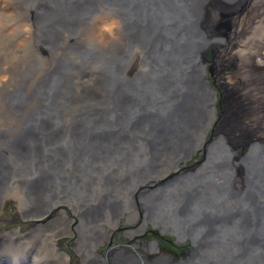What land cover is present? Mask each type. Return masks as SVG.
Here are the masks:
<instances>
[{"label": "bare ground", "instance_id": "6f19581e", "mask_svg": "<svg viewBox=\"0 0 264 264\" xmlns=\"http://www.w3.org/2000/svg\"><path fill=\"white\" fill-rule=\"evenodd\" d=\"M7 1L0 0V36L6 39L7 50L4 51L10 60L4 62L7 67L0 66V72L10 77L9 84L12 83L14 88L4 96L3 87L6 84L0 81V99L11 112L24 111V118L15 131H12L13 128L10 130L0 126V206L8 197L14 198L17 212L9 215V219L17 216V219H13L21 226L25 222L27 233L25 235L16 228L0 233V264H69L71 257L64 253H55L56 248L51 245L54 238L63 235L80 236L77 250L82 258L79 264H206L203 260L192 261L191 255L184 260L162 258L149 261L141 256L131 257L124 254L122 245L115 246L109 257L101 256L98 259L100 255H97V250L102 243L109 241L110 227L116 226L123 214L130 212L127 223H131L133 217L137 223L141 206L138 202L141 200L135 201L134 197H137L138 190H143L145 182L151 183L147 180L140 186L143 181V174H139L140 158L152 157L156 166L164 169L168 163L174 164V159H184L191 151L207 147L212 151L206 154L207 161H210L213 169L224 171L220 185H215L216 189L212 192L213 197L233 205L234 208L237 205L242 208L248 204L243 200L242 191L247 187L252 191L258 188L261 205L264 206V166L259 163L248 164L245 161L259 155V146L264 144V128L261 127H264V118L255 120L263 112L254 107L259 103L256 104L259 110L264 111V0L231 1L235 6L231 17L238 27L235 32L240 34L237 43L233 45L235 41L230 40L226 47L229 49L226 52L227 57L231 61H227L222 52L225 45L222 34L228 20L223 21L224 18L221 17L218 9L219 5L222 6L220 0L218 3L217 0H190L196 6L182 5L196 8L195 13L188 16L184 15L185 9L174 4V0H169L171 3L168 5L158 4L163 0H141L136 6L127 3V12H121V3L106 0L109 6L105 11L110 17L96 20L90 17L91 0H24L22 4L31 2L39 5L40 11H43L36 17L30 14V19L28 15L25 20L26 27L23 26L24 31L20 30L23 22L17 23L11 14L6 15L9 8ZM103 23H112L105 26L106 31L112 30V36H109L110 33L106 35L102 29L101 41L95 44L91 39H95L93 35ZM182 23L192 26V33L182 34L187 29V24L182 26ZM113 25L116 28H112ZM197 25L204 31L198 32ZM62 30L64 35L60 33ZM199 34L206 36V41L202 44L197 40ZM17 37L33 43L30 47L36 52L41 45L48 48L44 55L52 62L51 65L48 63L45 76L31 94L25 92V79L34 72L32 69L28 68L24 75L21 74L14 80L20 75L26 59L22 51L19 53L20 44L15 41ZM159 41H163L164 48L161 51L164 53L156 57L155 65L150 67V75L135 77L130 86L120 85V69L116 67L118 60L107 63V77L94 75L101 65L92 59V52L101 51L94 47L104 46L105 49L109 45L116 49L109 52L113 57L119 53L127 55L132 46L133 53L139 59L143 55L142 51L154 57ZM85 48L89 52H85ZM210 52L213 53V58ZM121 58L123 60V56ZM187 59L193 62L185 73ZM132 66L127 68L130 75H134L138 69L137 66ZM211 66L215 71L214 80L222 81L221 85L215 84L221 90L219 100L213 89L214 83L208 79V83L202 80ZM54 70L56 72L53 75H47ZM170 75L179 78L177 84H168L166 88H161L159 81L166 80V76ZM88 77H94V80ZM256 91L258 92L255 93ZM134 92L140 96L139 99L134 96ZM32 94L33 102L30 100ZM168 94L174 95L167 99ZM122 95L132 98L127 99L133 103L129 104L133 107L126 110L121 106ZM96 99L98 101L94 103ZM171 100H179L180 108L186 106L192 116L189 114L175 123L173 117L177 115L169 111L173 106ZM146 103L167 105L162 113L164 121L141 126L138 123L141 117L136 116V108L139 104ZM104 104L110 107L105 114L110 118L109 121L104 122V119L93 124L94 116L100 118L102 114L93 111L90 106ZM26 106L30 107L26 110ZM181 113L179 109L177 114ZM85 123L86 131L81 129ZM129 124L134 125L130 126L132 129L129 133H136L137 130L145 132L142 133L143 136H137L140 139L135 142L125 137ZM93 127L98 128L101 133L91 135ZM179 128L181 129L176 131ZM209 129H212L209 133L211 135L209 139H205ZM256 131L258 134L254 133ZM251 134L254 135L250 139L251 145L240 142L245 141ZM87 138L89 143L99 144L96 151L87 144ZM83 144L86 145L82 148ZM242 148L243 151H238ZM239 160L246 164L245 167ZM237 163L241 171H246L247 176L242 185L235 183L233 187L230 183L235 181L234 176L227 172H234ZM230 187L238 193L234 200L230 199ZM145 201L151 203L150 198ZM130 202H133L132 205H129ZM163 203L160 202V206ZM69 208L78 217L75 232L68 230L65 220L70 215L64 209ZM157 210L161 212V209ZM56 216L58 218L54 219ZM59 218L61 219L58 222ZM158 218L163 221L167 217L158 214ZM55 227L59 230H55ZM237 229L246 230L241 225ZM167 231L180 239L189 238L193 242V248L196 242L204 244L203 238H195H200L201 233L206 230ZM140 233L141 225L132 227L126 235L132 239ZM250 234L226 228L219 230L216 236L223 242L236 240L240 253L252 246V258L242 262L238 260V264H264V235L260 232ZM254 238L258 239L256 244L259 245L254 244ZM221 249L222 252L218 254L222 255L224 263L236 262V256L233 258L234 253L238 255L236 249L234 252L225 246H221ZM50 259L56 262L49 263Z\"/></svg>", "mask_w": 264, "mask_h": 264}, {"label": "flooded vegetation", "instance_id": "af4514ba", "mask_svg": "<svg viewBox=\"0 0 264 264\" xmlns=\"http://www.w3.org/2000/svg\"><path fill=\"white\" fill-rule=\"evenodd\" d=\"M114 1L117 4L120 3L122 4L123 10L121 12H127L126 11L127 3L129 4L132 3V6H136L141 0H114ZM174 2H176L178 6H182V5H187L188 7L195 6V4H193L194 1H190V0H184V1L174 0ZM90 3L92 6V15L90 17L92 19L94 18L96 20L98 18H105L108 16L107 14L108 12L105 11L109 6L106 3V0H91ZM210 53L213 58V53L212 52ZM208 74L210 76V81H212V83H215L216 81L214 80L209 67L207 70V75ZM220 82L222 81H218L215 84L219 85ZM219 89L220 88L215 86L214 87L215 93H221V90ZM222 90H223V86H222ZM220 95L221 94H219V97ZM262 96L264 97V94H262ZM219 97H217L218 100ZM256 104L254 105L255 109L263 113L262 115L260 114L259 116H256L255 120L259 118H264V111L259 110V107ZM216 107L218 109V104H216ZM109 119L110 118L108 116L100 117V118H98V116L97 117L94 116L92 123L94 124L97 122H101L102 120H104V122H107L109 121ZM86 125L87 124L85 123L81 127V129L86 131ZM130 126H134V125L129 124L126 127L127 129L125 130V137L129 141L135 142L137 141L136 139H140L137 136H142L141 135L142 132L137 130L136 133L134 132L129 133V130L132 129L130 128ZM97 129L98 128L93 127L92 131H90V134L94 136L100 134L101 131L99 129L98 131ZM257 129L260 130L261 128L257 127ZM254 133L258 134L257 131ZM207 135L205 136V139ZM86 140H88L87 144H89V146L94 148L93 151H96L95 149L99 148L98 143L96 142L89 143L90 140L88 138ZM85 145L83 144L82 148L85 147ZM106 146L107 144H105V149ZM243 150L244 149L242 148L241 150L238 151H243ZM209 152L212 151L208 150L207 147H205L204 149H202L201 147L198 150H193L190 152V154H187L185 157L182 156L184 157V159L181 160L180 158L174 159L175 160L174 164L168 163V165L164 169L158 168L156 164L153 162L154 160L152 157L140 158L139 174H143V176L141 177L143 181L140 183V186L143 184V182L147 180H150L151 182V183L145 182L146 184L144 183L143 190H141L144 193L140 194L141 191L138 190L136 192L137 197H134L135 201L141 200L138 202V204H140L141 206L139 207L140 213L137 219V224L141 225L142 233H140L137 237H134L132 239L129 238L126 235L127 231L130 228V225H128L127 229L125 230L124 236L129 240L123 241L125 239L121 238V240L115 242L114 238L115 236L118 235L121 224L127 223L126 216L130 212L126 211L127 214L123 215V217L120 218L119 220L120 224L110 227L109 233L111 235L109 238V242H107L105 245L103 244V246H100L99 254L100 255L103 254L104 257L106 256L109 257L111 254H113V252L110 251L113 250L115 246L121 247L122 245L123 247L122 251H124V254L129 255L131 257L141 256L149 261L155 259L159 260L162 258L167 260H184L189 255H192L194 251L192 244L193 242L189 240V238L188 239L181 238L182 239L181 240L180 238H178L177 235L173 236L169 234L167 230L196 231V230H205V229L223 230L226 228L232 230V229H237L240 225L244 226L246 230L248 229L258 230L261 228H263L264 230V213H262V208L264 210V206L261 205V195L258 192V188L254 189L256 191H252V189L247 187L242 191L241 195L244 197L243 200L248 202V204L242 208L241 207L239 208L238 205L236 206V208H234L233 205H229L226 202H223L219 199L217 200L216 198L213 197L212 192L216 189L215 185H220L221 179L222 177H224V171L212 168V164H210V161L208 160L209 161L208 162L206 158L207 157L206 154H208ZM237 154H241V153L237 152ZM236 165H237L235 166L236 170H234V172H227L234 176L235 181L230 183L231 186L233 187L235 183H239L240 185H242L244 183L245 176H247L246 171H241L239 169L240 165H238V163ZM233 187L229 188V193H230L229 195L231 200H234L235 195L238 194L234 192ZM195 188L198 189L199 192H197ZM146 198H150L151 203L145 201ZM160 202H164L163 203L164 205L162 204L160 206ZM157 209H161V212L159 213ZM158 214L159 216L161 214L162 217H167V218H165L163 221H160L158 218ZM79 237L72 235L59 236L53 243L54 245L53 244L51 245L56 248L54 249L55 253L58 254L60 252L62 254L63 253L66 254V256L71 257L69 264H79L80 258H82L81 254L79 256L80 252L77 250V248H79L78 247ZM49 261H50L49 263L56 262L55 260L52 259H50Z\"/></svg>", "mask_w": 264, "mask_h": 264}, {"label": "water", "instance_id": "95a60500", "mask_svg": "<svg viewBox=\"0 0 264 264\" xmlns=\"http://www.w3.org/2000/svg\"><path fill=\"white\" fill-rule=\"evenodd\" d=\"M148 1H152V0H148ZM220 1H221V5H222L221 7L222 8L224 7L223 9H221L220 5L218 7V9L221 11V17L224 18L223 21L227 22V20H228V25L224 27L225 30H224V33L222 34L223 39H224L223 41L225 42V45L222 47L223 48L222 52H223V56L226 57L227 58L226 60L228 61L230 58L227 57L226 52L228 53L229 49L226 48V47H227V45H228L230 40H234L235 41L234 43L232 42L233 45L235 43H237V40H238V37H239L240 34L235 32V29H237L238 27H237V24H234L233 19H232L233 17H231V13L233 11V8H235V6H233L231 4L232 0H220ZM169 3H171V1H169V0H163V2L162 1L158 2V4H167V5ZM217 3H218V0H217ZM174 4H176V3L174 2ZM180 7L182 9H185L184 10V15H186V16H188L189 14H194L195 13V9L196 8H188L187 6H184V7L180 6ZM182 15L183 14L181 13V16ZM185 24H187V29L185 30V32H182V34L189 33V32L192 33V31H193V29H191L192 26L190 27V25L188 23H185ZM185 24L182 23L181 25L184 26ZM196 29H198L197 30L198 32L200 30L204 31V30L200 29V27L198 25H197ZM175 30L178 31V29H175ZM205 38H206V36H201L200 34L197 35V40H199L198 42L200 44H202L203 42L206 41ZM162 43H163V41H159V43H158L159 47H158L157 53H156V55L154 57L149 56V54L146 55V53L141 50L143 55H142L141 58L139 57V59L136 58L137 54L133 53V49H132V46H131L128 54L123 56V60L121 58L122 61L119 63L120 66H118V67H120L122 69V71L120 73L121 76L119 77L120 85H122V86L129 85L130 86V84H132L131 81H133L135 79V77L136 78L137 77H145V75L146 76L150 75L149 74V72L151 70L150 67L153 64L155 65L156 57H158V56H160L161 54L164 53L163 51H161V48L162 47L164 48V46H162ZM230 56L232 57V55H230ZM131 60H133V61L135 60L134 66L138 67V69L134 72V75L128 74V71H127L128 66L129 67L131 66L129 64V62ZM231 60L232 59H230V61ZM192 62L193 61L191 59H187V62L185 63V71H184L185 73H187V71L190 69L189 67H190V64ZM176 64L179 65V62H177ZM134 66H132V67H134ZM229 67L231 68V66H229ZM209 69H210L211 74L213 75V78H214V72L215 71L213 70V67L211 66V67H209ZM184 74H183V76H185ZM165 79L166 80H162L161 82L159 81V84H160L159 86L161 88L162 87L166 88L168 84H171V85L172 84H177V81L179 80V78H175L173 75L172 76L171 75L170 76H166ZM202 80H203L204 83H208V82H206V80H207L206 74H205V76H203ZM182 82H184V81H182ZM214 86H215V83H214ZM135 91H137V89H135ZM171 95H174V94H168L167 95V99L170 98ZM134 96L138 97V99L140 97V96H138L136 94V92H134ZM127 98L128 99H132V98H130L128 96H124V95H122L121 98H120L121 106L125 107L126 110H128V108L133 107V106H130L133 103L130 102V100H128ZM167 101H169V100H167ZM167 101H166V103H167ZM171 103L173 104V106H172V109H170L169 111H172V112H174L177 115V116L173 117L174 118L173 121L175 123H177L180 118L183 117V119H184L186 116H189V114H191L189 112V110L186 109L187 108L186 106H185V108H183V107L180 108L181 104H179V100H178V102L171 100ZM138 106L139 107L136 108L137 109L136 116L137 117H141L140 118L141 121L138 122L139 124H141V126H143V125H150L151 126L153 123H158V121H161V120L164 121V115L162 113H163L164 108L167 105H161V104H157L156 105V103H146V104H141V105L139 104ZM107 107H108V105H106V104H104V106H101L102 115L106 114L105 111H106V109H108ZM179 109L182 111V113L178 115L177 111ZM112 113L113 112H111V114ZM191 116H192V114L190 115V117ZM180 129L181 128H179L176 131H179ZM245 137L243 138V140H245ZM251 138H254V135L251 134V136H249V137L247 136L245 141L240 140V142H242V143L243 142L244 143L247 142V143H250V145H251V141H250ZM228 141H229V137H228ZM259 149H260V153H258L259 155H257L255 158L250 159V157H249V159H245V161L248 164L259 163V164H262L264 166V160H263L264 159V144L262 145V147L259 146ZM260 155L262 157H259ZM239 163L241 165H243V167H245V165H246V164H243V162L241 160H239ZM234 170H236V168ZM262 174H264V170L262 171ZM205 230H203V231H205L204 233H201V237L200 238L199 237L195 238V240H200V239L203 238L202 241L204 242V244H201V242H196V244H195L196 246L194 248L196 249V251L198 250L199 252H195V254L192 253L191 258L189 257L190 259H192V261H200L201 262V260H203L204 262H206V264H226V263H224L225 260H223L222 257H221L222 255L218 254L219 252L220 253L222 252L221 246L228 247L233 252L235 251V249L237 250L238 255H236L235 253L233 255V258L236 256V260H235L236 262L228 261L229 263H227V264H238L237 263L238 260H239V262H242L245 259H246L245 261H247V260L250 259V257L252 258V255H253L252 254V250H254V249L252 248L251 245H250V247L246 248L245 251H242L240 253L239 252L240 249H238V244L239 243H237L236 240L235 241L227 240L226 242H223L222 240H220L216 236L218 234V231L221 230V229H216V230L205 229ZM231 231H239V232L241 231L243 234H247V235L250 234V233L252 235H255L256 233L260 232V233H262L264 235V230L263 229H258V230L237 229V230H231ZM257 240H258L257 238H254V240H253V241H255V243H254L255 245H259V244H256V243H258ZM263 246H264V244H263ZM201 251H203V253Z\"/></svg>", "mask_w": 264, "mask_h": 264}, {"label": "rangeland", "instance_id": "374dc122", "mask_svg": "<svg viewBox=\"0 0 264 264\" xmlns=\"http://www.w3.org/2000/svg\"><path fill=\"white\" fill-rule=\"evenodd\" d=\"M14 1H15V3H14ZM234 1V0H233ZM8 3H9V8H8V10H6V15H10V16H13V19L14 20H16V22L17 23H21V22H23V23H21V25H22V27H20V25H19V27H20V30H22V31H24V28L26 27V21L25 20H27V17H28V15H29V19H30V14H32V15H34L35 17L37 16V15H40L41 13H43V11H40V7H39V5H34L33 3H31V2H28V3H26V5L25 4H22V2H24V0L22 1V0H20V1H16V0H13V2H12V0H8L7 1ZM16 2H18V3H16ZM18 4V5H17ZM18 6V7H16V6ZM32 5V6H31ZM14 7V8H13ZM24 7H25V9H24ZM27 7V8H26ZM33 8V9H32ZM29 10H31V11H29ZM5 11V10H4ZM11 11V12H10ZM1 12V11H0ZM8 12V13H7ZM10 12V13H9ZM2 13V12H1ZM23 13H25V15L23 14ZM13 14V15H12ZM107 16V15H106ZM25 17V18H24ZM107 17H110V14H108V16ZM16 18V19H15ZM22 18V19H21ZM112 19H114L115 20V18L114 17H112ZM113 20V21H114ZM112 22V21H111ZM112 24V23H111ZM111 24H109V23H103L101 26H100V29H99V31L98 30H96V32H95V34L93 35V37L95 38V40H96V38H97V42L98 43H100L99 41H101L100 40V38H102V29H103V32H105V33H107L106 35H108L109 33V36L111 35L112 36V33H111V31H106L107 29H106V27H108L109 25H111ZM23 26H24V28H23ZM106 26V27H105ZM112 28H116L115 27V25H113V27ZM105 30V31H104ZM61 35H64V31L62 30L61 32ZM36 35H37V37H39L40 36V34L37 32L36 33ZM99 35V36H98ZM76 37H78V35L76 36ZM17 38H19V40H17ZM16 39H15V41L16 42H18L19 44H20V47H19V53H20V51H22L23 52V55H24V57L26 58V59H24V63H25V65H24V67L22 68V70H21V72L19 73L20 75H18L17 76V78H14V80L15 79H18L19 78V76H21V74L22 75H24L27 71H28V68H29V70L30 69H32L34 72L31 74V75H29L30 77L27 79H25V84H26V89H25V92L26 93H32L33 92V90H34V88L37 86V84L39 83V81L41 80V78H43L45 75H44V73H45V71L49 68V64L51 65L52 64V62L51 61H49L47 58H46V56L44 55L45 54V52L47 51L48 52V48L46 49L43 45H41V44H39V46L41 47H39V51L38 52H36V51H34L33 50V48L31 49V47L33 46V43H30L29 42V40H23L22 38L23 37H17ZM113 38V37H112ZM256 37H253V39H255ZM4 41H3V40ZM57 39H58V37H57ZM91 39V38H90ZM90 39H88V40H90ZM252 39V38H251ZM23 40V41H22ZM0 66L2 65L3 67H7V65H6V63L10 60L9 59V57H8V55H6L5 56V54H7V52L6 51H4V50H7L6 49V47H7V43H6V39L5 38H3L2 36H0ZM92 42V41H91ZM96 42V43H97ZM93 43H95V41H93ZM95 43V44H96ZM5 44V45H4ZM61 44H59V46H60ZM6 46V47H5ZM31 46V47H30ZM3 47H5V48H3ZM27 47H29V48H27ZM44 47V48H43ZM97 51H100V50H102L103 48H104V46H101V48L100 47H94ZM105 49L107 50V49H109V45L108 46H106L105 47ZM252 49V48H251ZM29 50V51H28ZM38 50V49H37ZM42 51V52H41ZM119 53V52H118ZM1 54H3L4 56L2 57L1 56ZM2 58V59H1ZM4 62H6L5 64H4ZM133 62H135V60L133 61V60H131L130 61V65L132 66H134V64H132ZM3 63V64H2ZM49 63V64H48ZM1 66V68H3ZM43 70H42V69ZM42 70V72H40ZM19 71V70H18ZM38 71V72H37ZM56 72V70H54L52 73H49V74H47V75H53L54 73ZM96 72V71H95ZM209 72V71H208ZM40 73H42L41 75H40ZM8 79H7V78ZM206 77H207V79L210 81V76H209V74L207 75V73H206ZM89 79H91V80H94V77H88ZM3 81H2V80ZM10 79V77L7 75V74H5V73H1L0 72V81L1 82H3V83H5L6 84V86L5 87H3L4 89H5V91H3L5 94H4V96L9 92L10 93V91L12 90V88H14V85L12 86V83H10L9 84V80ZM212 82V81H211ZM3 86V85H2ZM253 88V87H252ZM28 89V90H27ZM213 89H214V87H213ZM253 90H256V89H254L253 88ZM258 91H256L255 93H257ZM33 94H35V93H33ZM33 94H32V98H30V100L33 102V100H34V98H33ZM219 94L220 93H216V96L217 97H219ZM31 96V95H30ZM95 101H98L97 99L96 100H94V103H95ZM259 101H261V102H263V100H259ZM28 107H30V106H26V110L28 109ZM25 110V111H26ZM216 112H218V109L216 108ZM22 113V114H21ZM14 115V116H13ZM20 115V116H19ZM6 118V119H5ZM23 118H24V111L23 112H11L10 110H9V108L4 104V102L2 101V99H0V126H4L5 128L7 127V128H9L10 130H12V128H13V130L12 131H15L16 129H17V127L19 126L18 125V123H20L21 122V120H23ZM4 119V120H3ZM7 120V121H6ZM4 121H6V122H4ZM5 123V124H4ZM17 123V124H16ZM10 125V126H9ZM16 127V128H15ZM262 128H264L263 126H261ZM212 131V129H209L208 130V134L210 133ZM143 134L145 133V132H142ZM143 134H142V136H143ZM209 135H211V134H209ZM209 135H207V137H206V139H208V137H209ZM62 145V144H61ZM81 146V145H80ZM106 181V180H105ZM132 203L133 202H130V204L129 205H132ZM65 208V207H64ZM64 211H66L67 213H69V215L70 216H68V217H66L65 218V220H67L66 222H67V224H68V226H69V229L68 230H71L72 232H75L76 230H75V224H77V219H78V217L77 216H75L74 214H73V212H72V209H67V210H65L64 209ZM17 212V207H16V203H15V201H14V198L12 199L11 197H8V199L7 200H5L4 202H3V204L0 206V233L1 232H3L4 230L5 231H8V230H14L15 228L16 229H19V231L21 232V233H25V235H26V233H27V229L25 228L26 226H25V222H22V226L21 225H19V222H17V220H15V219H17L15 216L13 217V218H15V219H13V218H11V219H9L10 217H9V215H13V214H15ZM65 214V213H64ZM125 214H127V213H125ZM125 214H123V215H125ZM129 215V214H128ZM128 215L126 216V218H128ZM132 215V214H131ZM63 217H64V215H62ZM60 217V216H59ZM123 217V216H122ZM58 217L56 216V218H54V219H57ZM136 218V217H135ZM49 219L51 220L52 218L51 217H49ZM60 219L61 218H59L58 219V222L60 221ZM68 219H69V223H68ZM32 220H34V219H32ZM76 221V223H75V221ZM133 221H134V217H133ZM131 222V223H126V224H121V226H120V230H119V232H118V235L117 236H115V238H114V240H115V242H118L119 240H121V238H123V239H125V240H123V241H126V240H129L128 238H125V236H124V233H125V230L127 229V226L128 225H130V228L129 229H131L132 227H134V226H139V225H135V224H137L135 221L134 222ZM126 222H127V219H126ZM32 224V223H31ZM39 224V223H38ZM59 224V223H58ZM58 224H57V226H58ZM120 223H119V221H118V224L117 225H119ZM32 225H34V224H32ZM25 226V227H24ZM36 226H38V225H36ZM36 226H34V227H36ZM11 227V228H10ZM41 227H43V226H41ZM58 228H60V227H58ZM55 230H59V229H57V227H55ZM25 231V232H24ZM64 236H71V235H64ZM72 236H75V235H72ZM130 238V237H129ZM109 242V241H108ZM107 242H104V243H102L100 246H103V244L105 245ZM100 246H99V248H98V250H97V255L99 254V250H100ZM100 255V254H99ZM98 255V256H99ZM97 256V257H98ZM103 257V254H101L99 257H98V259H101L102 257ZM101 257V258H100ZM7 262L9 261V260H6ZM153 261V260H152ZM40 262V261H39ZM69 263H70V261H69ZM8 264H11L10 262L8 263Z\"/></svg>", "mask_w": 264, "mask_h": 264}]
</instances>
